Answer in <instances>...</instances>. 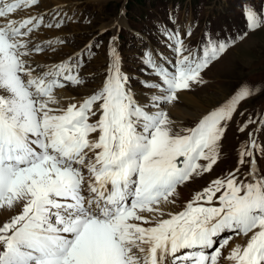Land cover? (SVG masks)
<instances>
[{
    "label": "snow or ice",
    "instance_id": "snow-or-ice-1",
    "mask_svg": "<svg viewBox=\"0 0 264 264\" xmlns=\"http://www.w3.org/2000/svg\"><path fill=\"white\" fill-rule=\"evenodd\" d=\"M39 4L0 0V210L13 213L0 223V264H264V174L255 159L264 146L254 132L238 156L249 165L243 177L238 166L172 210L181 186L213 170L228 122L255 89L241 86L191 128H173L162 108L204 84L236 39L264 29V12L246 10V32L195 51L185 44L190 31L169 33L175 59L145 57L156 77L145 82L150 105L134 100L113 53L97 91L58 107L55 90L81 85L82 65L32 60L44 50L33 35L62 23L18 18ZM233 236L245 243L225 255Z\"/></svg>",
    "mask_w": 264,
    "mask_h": 264
},
{
    "label": "rangeland",
    "instance_id": "rangeland-1",
    "mask_svg": "<svg viewBox=\"0 0 264 264\" xmlns=\"http://www.w3.org/2000/svg\"><path fill=\"white\" fill-rule=\"evenodd\" d=\"M57 1L62 3L55 5L52 0H40V4L37 7L27 12V15L43 16L45 24L51 23L55 25L57 21L62 22L59 28L42 26L33 35L32 43L34 45H40L44 50L39 54H33L32 57H40L42 59L40 60L41 63L50 64H58L62 61L69 60V58H71L72 61L79 60L82 65L79 72L83 83L72 88L82 87L87 89V87H93L94 79L91 75H93V72H96L95 70L102 65V60L109 47L113 32L112 29L115 28V24L119 23V21H126L129 26L140 30L147 25L151 28L155 27L154 21H157L158 23L154 31L159 32L160 35L173 32L174 27L184 22L183 20H181V23L179 22L182 16V9L179 8V12L176 14V21L180 24L166 25V27L163 24L165 22L164 10L170 4H178V2L184 7L187 0ZM198 1L200 2V5L201 3L203 4L201 11L196 10L198 9L197 6L191 7V5L188 4L186 10L183 12L184 18L190 14L193 19H196V24L199 27V30L205 29V31L215 33L220 41L236 39L247 31L245 19L246 10H255L257 13L264 12V0H230V4H238L239 9L242 10L243 13L239 17L232 15L224 17L220 15L219 9L222 8L223 0ZM121 6H124L125 10H120ZM120 33L121 40L125 36L126 41L129 35L123 30H121ZM50 41L52 42L51 46L49 45ZM57 41L59 43H56ZM134 47L135 43H132V41H130L129 44L126 42L122 45L124 57L128 65L131 68H133L134 64L139 67L138 71H134L131 81L137 88H143L144 82L140 80V76L143 75L144 79L149 78V75H145V73L148 72V67L144 63V57L146 55L137 54L133 57L134 60H132L131 57L128 59L129 53L135 51ZM115 48L116 49L111 53L112 58L113 53H117V43L115 44ZM170 53V51H167L164 54L168 55ZM104 74H106V72L103 70L102 75ZM204 76L210 81L207 88L211 90L201 88L193 92H187V94L194 97V99L204 107V112L220 101L224 96H229L242 81H245L252 76L256 79H264V29L249 34L242 41L236 39L235 45L231 47V49L218 62H216L209 71L207 70ZM217 80H219L220 83L214 85ZM56 91L57 89L55 92ZM261 100L264 102V89L261 94L244 101V105L238 106L232 120L228 123L232 126H234V123L241 124L244 120L246 109L252 108L256 103H258L256 105L258 106ZM174 103L184 108L187 112L184 111L181 113L184 114V118L179 116V118L174 120L182 121L188 118H194L188 115L192 112H200V115L204 113L199 111L198 108L189 105L187 106L181 101ZM170 105L171 104H168L164 110L166 111V108ZM261 118H264V113H259L255 117L254 121H256V123H252V128L261 131ZM228 133L230 136H233L231 128L228 130ZM255 138L257 140V134ZM263 139L264 131L261 132L259 141L261 142ZM232 140L236 141L233 137ZM226 149L232 152L235 151L229 144L226 145ZM217 167L218 165L215 164L211 171L214 172L213 174L210 172L204 173L205 178L209 181L206 182L202 179L200 183L202 187H207L212 180L222 178ZM256 167L260 174H264V156H257ZM194 181L195 182L193 183H187L188 186L186 185V188L190 189V194L196 193L199 188V184H197L198 181Z\"/></svg>",
    "mask_w": 264,
    "mask_h": 264
},
{
    "label": "bare ground",
    "instance_id": "bare-ground-1",
    "mask_svg": "<svg viewBox=\"0 0 264 264\" xmlns=\"http://www.w3.org/2000/svg\"><path fill=\"white\" fill-rule=\"evenodd\" d=\"M52 2L55 5L62 3V2L57 1V0H52ZM25 15H27V12H21V13L18 14V17H23ZM32 60L36 64H38V65H40L41 67H44V68L53 66V64H50V63H41L40 60H42V59L40 57H32ZM152 82H156V79L154 78V79L150 80V83H152ZM128 89H130V87H128ZM93 92H94V90L93 89H88V87H87V89H84L82 87L81 88H72V86H68V87H65L63 89H57V91L54 93V95L57 98V100L59 101V104L56 105V106L65 107L64 104L67 103V102L77 103V102H79L81 100V98L86 97V96L92 94ZM131 92H132V96H133L134 100L137 103H139L141 106L150 105L151 96L153 94H155L154 90H152V89H148V90H144V91L132 89ZM178 96H179L178 101H181V102L185 103L187 106L189 105L191 107L198 108L199 111H201V112L205 111L204 107L202 105H200V103L196 99H194V97H192L189 94H187V92H180V93H178ZM184 111H185L184 108L176 105L174 102L170 106H168L166 108V112L168 113L169 118L171 117L170 120L173 121V124H174V121H175L174 119L179 118V116H181V118H184L183 117L184 114H181ZM188 115H190V116L195 118V117L200 115V112H194V113L192 112V113H190ZM193 182H195V181H192V183ZM189 190L190 189H187L186 186H181L178 189V195L176 196V204H175V206H172V210L173 211H180L183 208V206L185 205L186 200H188V196L190 195L188 193ZM12 214L13 213L10 212V211L0 210V223H3L6 220H8ZM242 238L239 237V236H234L233 240H235V241H232V243H237V242H241V241H242V243L245 242L246 238H244V240H241ZM237 240H241V241H237ZM222 251L224 252V249ZM224 254H225V252H224Z\"/></svg>",
    "mask_w": 264,
    "mask_h": 264
}]
</instances>
